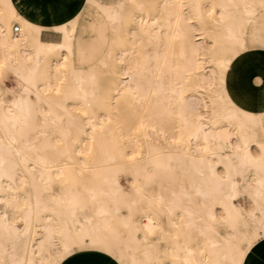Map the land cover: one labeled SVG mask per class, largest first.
I'll return each instance as SVG.
<instances>
[{
    "label": "bare ground",
    "instance_id": "6f19581e",
    "mask_svg": "<svg viewBox=\"0 0 264 264\" xmlns=\"http://www.w3.org/2000/svg\"><path fill=\"white\" fill-rule=\"evenodd\" d=\"M21 3L0 0V76L17 83L11 98L0 86V264H45L49 219V264L100 248L116 264H243L264 235V106L236 85L264 51V0H83L110 33L86 70L72 59L82 9L44 23ZM174 167L188 183L167 189Z\"/></svg>",
    "mask_w": 264,
    "mask_h": 264
},
{
    "label": "rangeland",
    "instance_id": "374dc122",
    "mask_svg": "<svg viewBox=\"0 0 264 264\" xmlns=\"http://www.w3.org/2000/svg\"><path fill=\"white\" fill-rule=\"evenodd\" d=\"M45 1H46V3L48 2V3L52 4L53 9H55V11L57 10L56 12H58L60 14H69V13L72 14L76 11V9L79 7V4H80V0H45ZM98 1L101 3H105V4H114L118 0H98ZM80 8L82 9V11H81V13L77 19L76 28L74 31L72 59H74L76 67L83 69V70H86L93 63H95L97 60H99L103 57L104 53L106 52L105 49L107 50V47H108V41H109L110 33H109V27H108L107 23L105 22L104 19L101 18V16L97 12L95 6H89L87 4L81 3ZM136 34H137V37H139L141 39L142 35L139 32ZM195 34H196V31H195ZM42 38L44 40H49V41H53V42H60L62 40V35L60 32H57V31L50 29V30H46L42 33ZM194 39L197 42H199L198 36H195ZM203 44L208 47L210 45V42L206 40ZM146 50L148 52H151V46L146 45ZM261 53L264 54V51H257L256 52V50H254V52H252L250 54V56H248L247 62L245 64H243L238 71V84L236 85L238 88V93L241 96V98L244 100V103H246L248 107H250V108L252 107V108H256V109L259 108L256 106H262V104L264 106V101H263L264 100V65H263L264 64V59H263L264 56H262L263 54H261ZM254 57H255V59L257 57V59L255 60ZM260 57H263V58L260 59ZM261 62H263L262 65H261ZM255 63H257V64L259 63V64L255 65ZM251 64L252 65L254 64V65L252 66ZM254 66H256V69H254ZM247 67H249V68H247ZM251 67H252V69H251ZM245 69H247V70H245ZM249 73L252 74V76H251L252 78L250 77ZM241 75H243V77ZM253 78L255 80L256 79L257 80L255 81ZM245 80H246V83L244 82ZM242 83L244 85L245 84L246 85L244 86ZM0 86H2L8 90L7 93L5 94V97L11 98L13 95L12 91L17 90V88H16L17 83H16V80H15V77L13 76V74L10 72H4L0 76ZM244 87H246V89ZM254 92H255V94H254ZM260 94L263 95V96H261L262 100H261ZM32 98L34 99V97H32ZM187 101L190 103V107H191V109L189 108V110H191L193 112H198V113H204L205 112L203 110H206V109L203 107L202 100H201L199 95H197L196 97H189L187 99ZM74 106L75 105L72 104L71 108H73ZM258 110H260V109H258ZM169 133H173V129H171L169 131ZM159 143H161V142H159ZM218 168L220 170L222 167L219 165ZM162 176H163V178H162L163 184L167 189H172V188L178 189L179 185L181 183H183L185 185H187V183H188L187 177L182 176L180 174L179 168H176V167L173 168V171L171 173L168 172V173L163 174ZM117 178H118V181L121 184L122 188L125 191H128L130 188V185L128 182V180H130V176L123 174V173H118ZM252 178H253L252 175L249 176L250 181L252 180ZM169 180H170V182H169ZM239 188L242 190L241 184H239ZM149 190L154 191V192H156L158 190V184L156 181H155L154 185H152V187ZM245 207L247 210L252 209L251 204L247 200L245 203ZM48 223L51 226L50 230L52 232H51V236L50 235L48 236L47 232H43L44 240H46L45 241L46 260L44 262L45 264H49L51 261L50 258H48L50 251L53 254V256H56V257L59 256L61 253L60 249H59V245H58L57 222L53 221L52 219H49ZM262 238H264V235L262 237H260L259 239H257L250 246V248L247 250L244 261L246 260L247 256L249 255L250 249L252 248V246ZM159 246L163 247L164 243L160 242ZM242 247L245 249L246 248L245 244H243ZM98 251H99L98 249H96V250L86 249V250H83L81 253L78 251L74 252L71 256H69L68 258L63 260L60 264H65V261L68 262L70 260L74 261L75 264H77V262L79 263L80 260H82V261H86V260L87 261L88 260L89 261H96V262H99L101 264H109V260L115 262L111 255H106L104 257L95 255L94 253H96ZM113 251L114 250H112V253H113ZM244 261H243V264H244ZM115 264H116V262H115Z\"/></svg>",
    "mask_w": 264,
    "mask_h": 264
},
{
    "label": "crops",
    "instance_id": "0c3cea01",
    "mask_svg": "<svg viewBox=\"0 0 264 264\" xmlns=\"http://www.w3.org/2000/svg\"><path fill=\"white\" fill-rule=\"evenodd\" d=\"M21 1H22L21 5L24 6L23 7L24 11L27 12V10H31L34 13V15L36 17L40 18L44 23H47L55 15H57L58 17H60L62 19H65V18L71 17L76 12L75 11L72 14H70V13L69 14H60V13L56 12L55 9H53L52 4L49 5L50 3H48V2L46 3L45 0L44 1L43 0H37V1L33 0L32 1L33 2L32 7L30 9H25L26 7H25V4L23 2H26L27 0H21ZM82 1L83 0H80L79 7H80ZM43 2H45V3H43ZM43 4H46V5H43ZM52 10H54L55 13ZM77 264H101V263L96 262V261H82V262H79ZM244 264H264V238L260 239L258 242H256L252 246V248L250 249V253L247 256Z\"/></svg>",
    "mask_w": 264,
    "mask_h": 264
},
{
    "label": "snow or ice",
    "instance_id": "6c2138e0",
    "mask_svg": "<svg viewBox=\"0 0 264 264\" xmlns=\"http://www.w3.org/2000/svg\"><path fill=\"white\" fill-rule=\"evenodd\" d=\"M94 254L98 256H102V257L106 255H110V254H107V250L103 248H100L99 251ZM65 264H67V261H65ZM109 264H115V262L109 260Z\"/></svg>",
    "mask_w": 264,
    "mask_h": 264
},
{
    "label": "built area",
    "instance_id": "2783aa9c",
    "mask_svg": "<svg viewBox=\"0 0 264 264\" xmlns=\"http://www.w3.org/2000/svg\"><path fill=\"white\" fill-rule=\"evenodd\" d=\"M14 32L15 33H18L19 32V28L17 26L14 28Z\"/></svg>",
    "mask_w": 264,
    "mask_h": 264
}]
</instances>
